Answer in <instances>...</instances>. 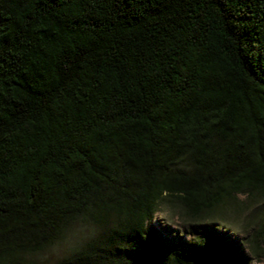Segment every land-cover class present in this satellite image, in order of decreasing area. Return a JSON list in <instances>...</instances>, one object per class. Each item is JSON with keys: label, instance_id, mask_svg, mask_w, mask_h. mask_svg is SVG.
I'll use <instances>...</instances> for the list:
<instances>
[{"label": "trees", "instance_id": "16d2710c", "mask_svg": "<svg viewBox=\"0 0 264 264\" xmlns=\"http://www.w3.org/2000/svg\"><path fill=\"white\" fill-rule=\"evenodd\" d=\"M243 194L264 198V0H0V264L79 222L100 233L55 264H243L153 226Z\"/></svg>", "mask_w": 264, "mask_h": 264}, {"label": "rangeland", "instance_id": "374dc122", "mask_svg": "<svg viewBox=\"0 0 264 264\" xmlns=\"http://www.w3.org/2000/svg\"><path fill=\"white\" fill-rule=\"evenodd\" d=\"M238 202L237 209L227 208L218 214L194 218L186 213L181 203L166 199L159 206L153 226L174 245L183 246L206 237L226 246L243 264H264V258L254 256L249 244L263 220L264 198L249 200L243 194L238 196ZM99 233L92 224L79 222L58 242L42 253L27 256L25 261L27 264H55Z\"/></svg>", "mask_w": 264, "mask_h": 264}]
</instances>
